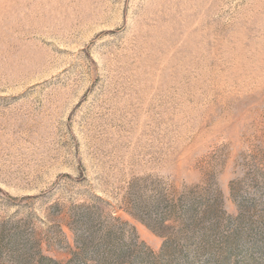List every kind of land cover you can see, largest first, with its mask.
Instances as JSON below:
<instances>
[{
	"label": "rangeland",
	"instance_id": "rangeland-1",
	"mask_svg": "<svg viewBox=\"0 0 264 264\" xmlns=\"http://www.w3.org/2000/svg\"><path fill=\"white\" fill-rule=\"evenodd\" d=\"M0 264H264V0H0Z\"/></svg>",
	"mask_w": 264,
	"mask_h": 264
}]
</instances>
